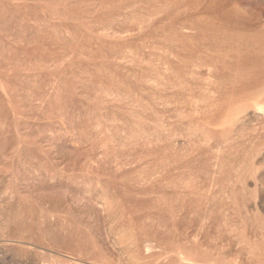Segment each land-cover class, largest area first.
<instances>
[{
	"label": "rangeland",
	"instance_id": "1",
	"mask_svg": "<svg viewBox=\"0 0 264 264\" xmlns=\"http://www.w3.org/2000/svg\"><path fill=\"white\" fill-rule=\"evenodd\" d=\"M0 264H264V0H0Z\"/></svg>",
	"mask_w": 264,
	"mask_h": 264
}]
</instances>
